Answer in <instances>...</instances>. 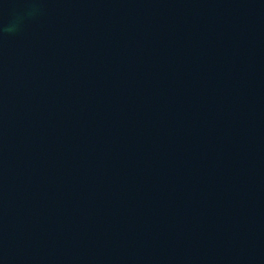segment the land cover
Instances as JSON below:
<instances>
[{
    "label": "water",
    "instance_id": "95a60500",
    "mask_svg": "<svg viewBox=\"0 0 264 264\" xmlns=\"http://www.w3.org/2000/svg\"><path fill=\"white\" fill-rule=\"evenodd\" d=\"M0 264H264V0H0Z\"/></svg>",
    "mask_w": 264,
    "mask_h": 264
}]
</instances>
